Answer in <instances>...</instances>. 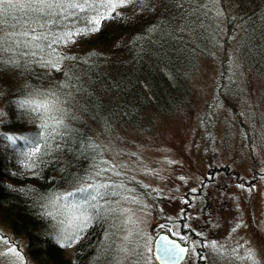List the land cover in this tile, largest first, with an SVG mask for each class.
<instances>
[{
  "label": "rangeland",
  "instance_id": "1",
  "mask_svg": "<svg viewBox=\"0 0 264 264\" xmlns=\"http://www.w3.org/2000/svg\"><path fill=\"white\" fill-rule=\"evenodd\" d=\"M230 1L209 15H232ZM183 27L184 36L178 35L185 39L191 25ZM215 29L214 38L202 45L179 106L147 108L136 124L94 131L102 160L88 175L110 185L115 194L106 207L115 211L64 248L65 256L72 257L82 243L83 264H155L153 238L172 229L186 231L183 236L189 238L199 234L202 245L215 241L223 246L219 253L205 247L202 263L247 264L239 258L253 249L258 264H264V76L240 57L235 31L228 37L223 25ZM99 169L106 171L96 176ZM52 206L56 213L58 205ZM61 218L57 215L46 228L53 237ZM0 236L10 242L0 245L5 253L0 264H21L7 253L13 245L22 264H35L24 239L2 222ZM192 241L184 264H196Z\"/></svg>",
  "mask_w": 264,
  "mask_h": 264
},
{
  "label": "trees",
  "instance_id": "2",
  "mask_svg": "<svg viewBox=\"0 0 264 264\" xmlns=\"http://www.w3.org/2000/svg\"><path fill=\"white\" fill-rule=\"evenodd\" d=\"M197 1L148 0V9L143 11L120 9L129 17L127 22H107L99 33L71 44H52L61 29L46 24V17L3 6L0 60L15 59L18 66H0L4 113L0 131L38 132L40 121L12 102L35 91L54 92L66 113L52 151L34 169H25L21 164L24 158L0 140V222L24 239L35 264H83L86 244H77L74 255L65 256L64 248L46 232L53 219L44 215L52 211L50 201L65 194V188L78 186L93 168L98 169L102 156L94 140L97 127L136 124L147 108L161 111L179 106L182 95L188 93L202 45L214 38L217 26L223 25L228 37L237 33L240 57L264 76V0H231L230 16L209 15L224 0ZM203 2L206 6H200ZM21 17L28 28L22 27ZM186 24L191 27L186 28L189 37L184 39ZM40 25L53 35L36 41L40 47H33L27 43L32 37L29 30L36 31ZM23 32L29 35H19ZM21 51L32 58H23ZM50 55L69 59L61 61L59 70L35 62L49 60ZM201 243L200 250L205 252Z\"/></svg>",
  "mask_w": 264,
  "mask_h": 264
},
{
  "label": "snow or ice",
  "instance_id": "3",
  "mask_svg": "<svg viewBox=\"0 0 264 264\" xmlns=\"http://www.w3.org/2000/svg\"><path fill=\"white\" fill-rule=\"evenodd\" d=\"M5 4L23 11L38 13L47 18L46 24H56L61 30L54 34L56 38L52 41V44H71L81 37L89 39L99 33L107 22H127L129 17L125 16L120 9L132 8L134 13L148 9V0H0V14L5 11L3 7ZM2 26L3 21H0V27ZM40 27L43 28L44 25H40ZM19 35L28 36L29 33L23 32ZM50 35H53V33L33 34L31 41L27 43H31L33 47H40L36 41L47 39ZM2 40L3 37H0V42ZM52 44H49L48 47L51 48ZM32 55L35 56L36 54L33 52ZM65 59H69V57L58 56V58L54 57L49 60L41 58V60L35 62L59 70L61 61ZM5 64L18 66V62L11 58L7 61L0 60V66ZM0 95H3V93L0 92ZM38 96L43 98L37 99ZM12 102L16 104L17 108L28 115H34V118L40 121L39 130L32 135L0 132V140L5 141L7 147L15 150L24 158L21 164L25 169H34L43 160V157L52 151V141L60 135L59 129L64 125L66 113L59 107L60 101L54 92L41 93L35 91L28 93L24 99H17ZM3 115L4 113L0 111V117ZM104 171L106 170L99 169L95 175L99 176ZM116 174L119 175V173ZM109 189L110 185L108 183L97 182L89 174L82 178V182L72 192L58 194L50 201L51 204L58 205V210L56 213L46 212L44 215L52 216L54 220L57 215L62 217L57 220V233L54 237L59 247H72L83 238L95 221L115 211V209L106 207L108 197L115 194L110 192ZM101 201H104V203H101ZM184 227L188 228L189 226L184 225ZM168 231L173 232L172 229ZM173 234L179 235L178 232H173ZM179 238L181 240L188 239L186 236H180ZM8 243L10 242L7 238L0 236V245ZM200 243V241H196L195 245L199 246ZM203 246L211 247L218 253L222 252L223 247L218 246L215 241L208 242ZM160 250L162 255L158 259L180 261L184 259L185 253L188 251L185 247H181L176 240H169L167 237L160 239ZM192 251L199 259H205L202 254L196 252L195 246ZM7 253L22 264L23 257L15 245L7 248ZM4 254V252H0V255ZM239 259L247 261V264H258L253 249H248L246 255Z\"/></svg>",
  "mask_w": 264,
  "mask_h": 264
},
{
  "label": "water",
  "instance_id": "4",
  "mask_svg": "<svg viewBox=\"0 0 264 264\" xmlns=\"http://www.w3.org/2000/svg\"><path fill=\"white\" fill-rule=\"evenodd\" d=\"M162 237H167L169 240H176L177 243L181 246V247H185L187 249V245L182 244L178 239L170 236L167 232L164 231H160L159 233H157L153 239V243H152V255L154 260L158 263V264H181L183 262V260L186 257L187 252L185 253L184 259L182 261L180 260H165L163 258L158 259V257H161V250H160V239Z\"/></svg>",
  "mask_w": 264,
  "mask_h": 264
},
{
  "label": "flooded vegetation",
  "instance_id": "5",
  "mask_svg": "<svg viewBox=\"0 0 264 264\" xmlns=\"http://www.w3.org/2000/svg\"><path fill=\"white\" fill-rule=\"evenodd\" d=\"M190 233H193V232H190ZM189 233V234H190ZM194 233H196V232H194ZM183 234H187V233H180L179 235H177V238L178 239H180L179 237L180 236H183ZM190 239L191 240H181V242L182 243H184V244H187L188 245V252H187V255H186V258H185V260L183 261V263L182 264H184L185 262H186V260H188V258H189V251L191 250V241L192 240H194L195 242L198 240V241H201V238L199 237V235L197 234V236H192V237H190ZM193 242V241H192ZM201 245H202V243H201ZM196 252H198V253H200V254H202L203 253V249H201L200 250V246H199V248H198V246L196 247ZM204 253H206V252H204ZM193 256L195 257V259H196V264H210V263H202V262H200V259L198 258V256L196 255V254H193Z\"/></svg>",
  "mask_w": 264,
  "mask_h": 264
},
{
  "label": "bare ground",
  "instance_id": "6",
  "mask_svg": "<svg viewBox=\"0 0 264 264\" xmlns=\"http://www.w3.org/2000/svg\"><path fill=\"white\" fill-rule=\"evenodd\" d=\"M21 20H23V21H21V25H22V27H24V28H28V26H29V24H28V22H26V20L25 19H23V17H21ZM25 21V22H24ZM29 32H30V34L31 35H33V34H40L41 32H45V30L44 29H42L41 27L38 29V30H36V31H34L33 32V30H29ZM18 53H20L21 54V56L23 57V58H32L30 55H29V53H27V52H24V51H21V52H18ZM10 69H12V66H10ZM60 82H62V81H60ZM102 153V152H101ZM102 156V155H101ZM76 187H78V186H73V188H76ZM72 188V190L71 191H73L74 189ZM161 231H164V232H166L165 230H161ZM46 232H47V230H46ZM160 232V231H159ZM159 232H157V233H159ZM156 233V234H157ZM50 234V233H49ZM179 241L181 242V240L179 239ZM182 243V242H181ZM184 244V243H183ZM187 245V244H186ZM62 252H63V250H62ZM65 255V254H64ZM155 264H158L157 262H155Z\"/></svg>",
  "mask_w": 264,
  "mask_h": 264
}]
</instances>
